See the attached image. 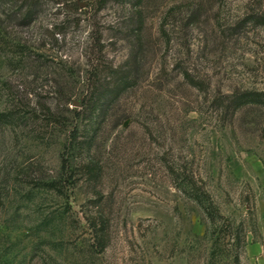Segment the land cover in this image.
<instances>
[{
  "label": "rangeland",
  "instance_id": "1",
  "mask_svg": "<svg viewBox=\"0 0 264 264\" xmlns=\"http://www.w3.org/2000/svg\"><path fill=\"white\" fill-rule=\"evenodd\" d=\"M27 1L0 3V264H264V105L227 106L264 91V0Z\"/></svg>",
  "mask_w": 264,
  "mask_h": 264
},
{
  "label": "trees",
  "instance_id": "2",
  "mask_svg": "<svg viewBox=\"0 0 264 264\" xmlns=\"http://www.w3.org/2000/svg\"><path fill=\"white\" fill-rule=\"evenodd\" d=\"M5 0H0V3ZM26 12L24 13L25 19H31L34 15V0L27 1ZM135 67H129L128 71L123 68H111L109 75L112 81H109L103 86L95 85L91 95L90 109L93 112L103 108L106 104L111 105L116 102L119 97L132 87L135 83ZM189 77L188 73L186 74ZM194 86L198 85V82H192ZM252 104L264 105V91H244L238 92L230 96L228 107H232L234 111H238L244 107ZM88 142V141H87ZM86 142V143H87ZM86 143L83 145V149L86 148ZM98 165L91 162L86 164L87 173L90 176H94L97 173ZM170 171L177 177L176 185L187 196L197 201V203L203 208L211 224L217 225V209L210 199L207 191L198 186L195 179L190 178L187 174H179L178 170L174 167H170ZM54 185V184H50ZM216 233V232H215ZM219 242V237H216L215 243ZM236 264H240V256H236Z\"/></svg>",
  "mask_w": 264,
  "mask_h": 264
}]
</instances>
